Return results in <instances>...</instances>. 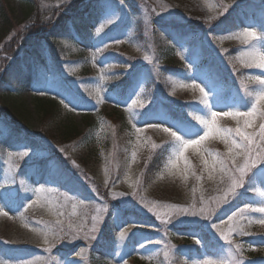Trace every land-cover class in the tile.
<instances>
[{
	"label": "rangeland",
	"instance_id": "obj_1",
	"mask_svg": "<svg viewBox=\"0 0 264 264\" xmlns=\"http://www.w3.org/2000/svg\"><path fill=\"white\" fill-rule=\"evenodd\" d=\"M3 1L0 90L19 69L13 91L31 114L14 125L19 141L0 128V264H264V0H80L46 36ZM63 1L35 0L44 22ZM165 21L189 34L175 39ZM33 94L54 108L39 116ZM70 119L79 135L67 141ZM104 237L113 249L92 262Z\"/></svg>",
	"mask_w": 264,
	"mask_h": 264
},
{
	"label": "trees",
	"instance_id": "obj_2",
	"mask_svg": "<svg viewBox=\"0 0 264 264\" xmlns=\"http://www.w3.org/2000/svg\"><path fill=\"white\" fill-rule=\"evenodd\" d=\"M20 4L22 5L23 8V18L26 20L27 23H31L29 25V27L32 29H34V35H37L38 33H40L39 31H42L43 35L46 36V32H45V27L47 25V23H49L52 19H54V17L56 18V20L60 19L62 17V15H64L65 11L69 8L72 7H76V5H78L77 3L80 0H64L62 3H59L57 6H54V8L48 12L49 13V17L47 19V21L44 22V17L45 15L41 12H38L37 10V6L35 3V0H19ZM93 3V2H92ZM92 7H94L91 4ZM132 10H134L133 8H131ZM235 10H237L245 21L246 24L249 23V14L248 12H245L244 9L239 8V7H235ZM9 13H7L6 11V7L4 4L3 0H0V29H5L7 30L10 26H11V22L9 21ZM162 26L165 27L166 29H168L169 31H172L174 33V38L178 39V38H184L189 34V29L188 27H186L184 24L182 23H178V22H174V21H165V22H161ZM46 24V25H45ZM85 26L81 25L80 27H78L77 29L80 31H78L76 29V33L74 34V37L72 38L73 41L77 42V43H84L85 41L90 39V35L89 33L91 31H88ZM56 31V30H54ZM54 33V32H52ZM50 39H55V35L52 34V36L49 37ZM48 40V38H47ZM46 44V50L47 48V44L48 42H45ZM168 50H169V61L173 59L174 57V47L168 46ZM168 59V58H167ZM190 59H194V55L192 54L190 56ZM168 61V60H167ZM19 69L17 70H13V73L10 75L7 73V77H9V79L12 82L9 83H13L12 87H14L13 89H8L7 92H4L3 90H0V97L2 98V101L0 102V124L3 125L5 131L7 132H12L15 134V137L18 139H21L20 136H22L21 132H18L17 129H15L14 125H18V127L21 128H28L27 124H26V120L27 118V114H31V112H25V107L21 108L19 106V104L17 105V103H19L18 98L15 97V92L13 91L15 88H18L19 85L22 83V77L19 75ZM17 75V76H16ZM37 75V73H35V76ZM6 77V76H5ZM5 77L1 78V82L3 83L4 81H8ZM38 79L39 77L36 76ZM134 82L135 81H126L124 83V85L127 86V90H129V88H133L134 87ZM8 83V82H5ZM8 87L10 86V84L7 85ZM114 96V95H113ZM32 101L34 103V107L33 110L34 112H36L39 116H44L47 112L51 111L54 108V101L52 100H43L41 97L39 96H33ZM73 103H75L76 100L72 99L71 100ZM23 103V101H22ZM160 105V106H159ZM159 105L156 104L155 107L153 108V110L156 111H164V112H170L173 113L170 108L163 102H159ZM169 113V114H170ZM72 119V118H71ZM70 119V122L68 124L65 125H60L59 126V132L61 134V136L66 139L67 141H71L74 140L78 137L79 135V130L77 129V127L72 123ZM129 212H136L134 213H130V217L131 218H136L139 217L141 219H143L144 222L147 223H151L152 221L150 220V218H148L147 215H144L140 212L134 211V210H130ZM139 213V214H138ZM137 214V215H136ZM154 223V222H153ZM193 231H195L196 229H192ZM173 233V232H172ZM200 236H201V241H202V245L205 249H209L210 245L209 244V238L208 241L203 238V233L200 232ZM213 241V240H212ZM215 242V241H213ZM113 249V246L108 245V239L106 237L99 239L96 242V246L92 249L91 251V261L95 262L98 261L97 258V250H101L104 251L105 253H110Z\"/></svg>",
	"mask_w": 264,
	"mask_h": 264
},
{
	"label": "clouds",
	"instance_id": "obj_3",
	"mask_svg": "<svg viewBox=\"0 0 264 264\" xmlns=\"http://www.w3.org/2000/svg\"><path fill=\"white\" fill-rule=\"evenodd\" d=\"M252 36H255V33H252ZM260 67H264V62H262V63L260 64ZM256 80L259 81L260 84L264 85V80H260L259 77H256ZM101 87H103V85H101ZM249 95H251V94H249ZM205 104H207V101H205ZM197 119H199V118H197ZM202 120H203V119H200V123H202ZM171 135H172V138L175 140V142H176L177 144H180L182 147H183V146H186V145H188V144H192V143L195 142V141H192V140L184 141V140L182 139V136L177 135V133H175V132H173ZM205 135H207V133H205Z\"/></svg>",
	"mask_w": 264,
	"mask_h": 264
},
{
	"label": "snow or ice",
	"instance_id": "obj_4",
	"mask_svg": "<svg viewBox=\"0 0 264 264\" xmlns=\"http://www.w3.org/2000/svg\"><path fill=\"white\" fill-rule=\"evenodd\" d=\"M249 35H252V33H250ZM216 115H217L216 113H213L212 114L213 121L215 120ZM225 115H228V113H225ZM238 115H240V114H238ZM242 115L247 116V115H250V114L249 113H244ZM202 123L207 125L209 122L207 120H202ZM229 131H231V130H229ZM235 132H236L237 135L243 136L245 140H250L251 139L249 136H247L245 133H243L240 129H236ZM261 135L264 136V126H262V133H261ZM201 139H204V137H201ZM194 143H199V141H195ZM259 211L264 212V208L259 209ZM121 235H123V233H121Z\"/></svg>",
	"mask_w": 264,
	"mask_h": 264
}]
</instances>
